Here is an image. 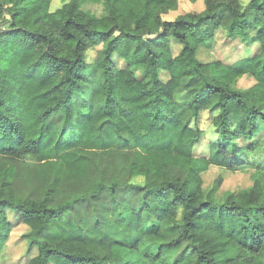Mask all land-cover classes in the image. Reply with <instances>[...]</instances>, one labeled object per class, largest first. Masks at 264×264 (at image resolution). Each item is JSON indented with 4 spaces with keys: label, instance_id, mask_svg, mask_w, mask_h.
<instances>
[{
    "label": "trees",
    "instance_id": "1",
    "mask_svg": "<svg viewBox=\"0 0 264 264\" xmlns=\"http://www.w3.org/2000/svg\"><path fill=\"white\" fill-rule=\"evenodd\" d=\"M56 1L0 0V253L18 220L37 248L27 264H264V0H205L173 19L162 14L178 0H123L126 11L108 0L100 17ZM223 27L255 28L258 51L200 61ZM241 75L254 82L233 88ZM187 78L199 84L178 101ZM203 111L208 148L195 155ZM210 166L250 169L252 185L220 200L203 189ZM73 212L78 229L60 227ZM91 221L134 238L105 229L92 244Z\"/></svg>",
    "mask_w": 264,
    "mask_h": 264
},
{
    "label": "rangeland",
    "instance_id": "2",
    "mask_svg": "<svg viewBox=\"0 0 264 264\" xmlns=\"http://www.w3.org/2000/svg\"><path fill=\"white\" fill-rule=\"evenodd\" d=\"M58 1V0H57ZM55 3L58 5L60 0ZM114 5H116L119 9L126 11L125 4L123 0H110ZM205 0H178L177 7L173 10H169L166 13L162 14V17L165 19H173L178 14L185 13V12H193V11H202L205 9ZM248 0H240V3L245 5ZM107 3L108 0H81L80 1V8L85 12L90 13L93 16L100 17L106 15L107 13ZM6 16L0 17V28L7 27L9 22L6 20ZM228 22V17L226 16L223 20V24L226 25ZM171 46L174 53H177L180 49V44L175 40L171 39ZM102 48L101 44L95 46H89L86 51V57L88 59H93L97 54L98 50ZM259 49V43L255 38V28H251L247 38H230L226 31L223 28H219L215 31L214 38L207 44H202L198 47L196 51V56L202 62H209L214 59H221L224 62H232L238 58L243 56L251 55L252 53L257 52ZM112 61L116 67L122 68L125 65V60L118 56L116 53L112 55ZM132 69L134 70L137 77L142 76V66L139 65H132ZM210 70V69H209ZM211 71V70H210ZM160 77L165 80L168 77V73L166 71L160 72ZM254 82L253 78L249 75H241L239 76L232 84L233 88L243 89L250 86ZM199 81L197 79H186L184 81V85L179 88L175 92V98L178 101H183L184 99L190 97V87L198 86ZM209 119L207 111H203L201 114V118L199 120V126L202 129H205L206 133L201 135L200 140L197 142L194 148L195 155H204L207 153V146H208V138H209ZM250 169H238V170H227L221 167L210 166L206 171L202 173V180H203V189L209 195H213L218 199H224L226 195L230 192L237 191L239 189L248 188L252 185V178L250 176ZM139 180H143L142 176L138 177ZM217 178H219V183H217ZM129 195V194H122ZM120 197V196H119ZM117 199H120V198ZM132 200V198H131ZM130 200V201H131ZM135 203L134 201H131ZM105 201L100 203V206H104ZM115 204L105 208L101 211L102 216L106 217L112 213V208ZM10 218L13 217L12 213L9 212ZM72 218V222L70 225L65 224L69 222V217L67 218L66 222L61 221L60 227L64 228L68 227L71 229H78L76 226L77 223V216H75L74 212L73 215L70 216ZM76 220V221H75ZM93 221L89 222L88 224L92 226L88 227L92 230V237H90V243L96 242V240L104 234L106 231L105 229H109L110 235L114 237L122 238L125 241H132L134 236L129 234L128 231L125 230L124 227H117V226H109L106 225L101 227L100 224H96V222L92 223ZM107 223V222H105ZM147 218H145V224H149ZM68 225V226H66ZM162 229L166 234V238H171L176 236V231L172 229L171 226L167 224H163ZM28 231V227L18 221L15 220L12 222V228L10 231L9 238L7 239L3 250L0 253V264H27L29 259L33 257L37 253V248L35 245H30L25 233ZM48 231H52L51 229ZM48 234L47 237H49ZM58 236L52 237L49 240H57ZM93 245L90 244L92 248ZM50 264V263H49Z\"/></svg>",
    "mask_w": 264,
    "mask_h": 264
}]
</instances>
